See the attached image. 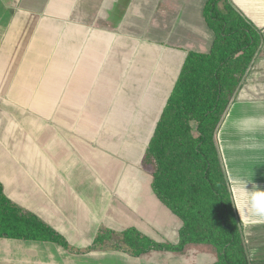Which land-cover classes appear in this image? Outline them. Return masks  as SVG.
Here are the masks:
<instances>
[{
	"label": "rangeland",
	"instance_id": "374dc122",
	"mask_svg": "<svg viewBox=\"0 0 264 264\" xmlns=\"http://www.w3.org/2000/svg\"><path fill=\"white\" fill-rule=\"evenodd\" d=\"M206 2L46 0L47 6H39L36 24L25 26L24 35L29 36L22 41H26L25 50L16 48L14 41L10 44V49L16 51L15 62L17 54L18 60L25 59L19 66L14 63V68L2 69L7 78L12 76L9 87L13 89V93L6 90V95L0 97L1 106L12 107L0 113V182L8 189L5 194L8 196L14 183L9 180L30 185L26 173H44L54 182L51 193L61 195L64 191V210L70 213L80 208L84 216L86 210L80 204L83 196L102 207V187L151 188L152 166L145 162L144 152L156 121L187 52H208L215 37L204 14ZM52 5H58V17L49 16ZM29 68L33 72H28ZM25 79L33 85L24 83ZM23 85L26 92L22 93ZM25 103L29 108L20 107L15 114L14 107ZM36 142L47 156L36 154ZM15 173L17 176H12ZM71 188L78 195L75 198L68 195ZM128 188L133 190L132 196L136 194L134 187ZM102 229L97 236H82L80 242L88 245L81 251L128 252L108 233L104 242H97ZM60 236L70 245L66 248L57 243L61 249L76 251L74 239ZM244 240L249 247L245 236ZM208 246V251L197 246L175 261L172 258L171 264L214 263L217 249ZM247 253L250 264H264V252L261 258H257L259 253ZM161 254L166 259L174 256L157 249L142 256L150 255V264H155ZM54 258L59 262L58 253Z\"/></svg>",
	"mask_w": 264,
	"mask_h": 264
},
{
	"label": "trees",
	"instance_id": "16d2710c",
	"mask_svg": "<svg viewBox=\"0 0 264 264\" xmlns=\"http://www.w3.org/2000/svg\"><path fill=\"white\" fill-rule=\"evenodd\" d=\"M204 14L215 32L210 50L187 52L144 152L155 195L183 221L179 241H156L135 227L102 229L96 241L108 233L135 256L206 243L217 249L213 264H250L217 134L262 36L231 0H207ZM0 237L70 247L57 230L15 204L1 182Z\"/></svg>",
	"mask_w": 264,
	"mask_h": 264
},
{
	"label": "crops",
	"instance_id": "0c3cea01",
	"mask_svg": "<svg viewBox=\"0 0 264 264\" xmlns=\"http://www.w3.org/2000/svg\"><path fill=\"white\" fill-rule=\"evenodd\" d=\"M51 1L56 2L57 0ZM231 1L260 30L262 42L219 128L217 142L231 185L236 210L243 224V234L246 242L249 243L247 251L249 250L252 255L259 253L257 258H261L263 257L261 253L264 252V217L252 214L250 209L245 210L242 194L250 195L254 190H264V0ZM45 2L46 0H0V97L6 95L4 93L6 90L13 93V89L9 87L11 84L9 78L12 76L7 78L8 76L3 74L2 69L5 66L12 68L14 63L19 66L21 59H25L20 57L18 60L17 54V62H15L16 51L15 48L10 49V44L14 41L16 48L21 47L25 50L26 41L24 44L22 41L29 38L24 35L27 33L25 26L27 28L31 24L33 27L36 24L34 18L38 12L37 9L39 6H47ZM57 7L58 5H52L49 8L48 11H53L49 16H59L60 9ZM111 12L114 16H118V13L113 10ZM35 55H37L34 57L36 59L39 51ZM23 65L24 62L21 66ZM30 65H34V62H30ZM28 72L33 71L29 68ZM13 77L17 78V76ZM32 78L36 77L33 75ZM23 82L29 83V86L33 85V82L30 83L27 79ZM25 86L23 85L22 93L23 90L26 92ZM16 106L13 109L15 114L19 112L20 107L24 110L29 108L27 103ZM11 109L12 107L6 109L0 105L2 114ZM10 117L12 118V113ZM9 135L12 139V135ZM34 145L38 149L37 155L47 156L39 149L37 142ZM41 149L45 150L43 147ZM28 173L26 176L30 185L8 179L9 182H14L7 193L8 197L26 212L40 217L49 226L64 234L66 238L74 239L72 244L77 252L63 250L57 243L0 237V264H98L97 261L100 264H141L142 258V264H150V255L133 256L121 250L93 251L94 253L81 251L88 245L80 242L82 236L85 235L84 237H87L85 239L91 235L97 236L102 227L112 230L121 229L118 232L135 227L143 234L148 235L149 233L156 236L150 237L156 241L171 243L179 241L183 221L157 198L152 184H150L151 188L147 189H141L139 185H120V189L117 186L113 187L114 190L109 186L102 187L105 191L103 206L98 207L92 203L93 201L87 202L83 196L80 202L81 208L86 210L83 216L80 208H76L77 203L76 206L73 204V208L77 210L69 211L70 213L64 210V203L61 199V197L65 198L64 191L61 195L51 193L55 187L54 182L44 173L32 174L31 171ZM12 176H17V173ZM128 187H134L136 194L132 196L133 190ZM7 190L4 183V191ZM80 191L83 195L86 193V190L82 188ZM68 195L72 198L78 196L73 189ZM165 239L170 241H165ZM190 245H186L181 252L163 251L170 252L174 256L166 259L162 256L164 254H161V258L157 259L155 264H171L172 258L175 261L179 255L187 251L192 252L197 246L206 251L209 247V244ZM57 253L59 262L54 258Z\"/></svg>",
	"mask_w": 264,
	"mask_h": 264
},
{
	"label": "clouds",
	"instance_id": "9594fccd",
	"mask_svg": "<svg viewBox=\"0 0 264 264\" xmlns=\"http://www.w3.org/2000/svg\"><path fill=\"white\" fill-rule=\"evenodd\" d=\"M242 195L245 210L250 209L252 214L264 217V190H254L250 195L247 193Z\"/></svg>",
	"mask_w": 264,
	"mask_h": 264
}]
</instances>
